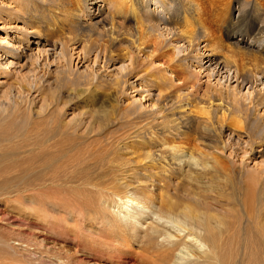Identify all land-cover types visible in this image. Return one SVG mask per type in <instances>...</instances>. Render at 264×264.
I'll list each match as a JSON object with an SVG mask.
<instances>
[{
    "label": "bare ground",
    "instance_id": "1",
    "mask_svg": "<svg viewBox=\"0 0 264 264\" xmlns=\"http://www.w3.org/2000/svg\"><path fill=\"white\" fill-rule=\"evenodd\" d=\"M13 1L12 8L0 1V19L19 11L18 20L30 27L25 28L22 42L14 34L8 37L11 44L7 35L0 36V190L18 185L2 194L30 197L32 209L23 208L32 211L39 207L37 195L49 192L54 184L56 192L73 191L76 216L92 220L100 238L94 249L84 246L74 252L81 258L67 259L71 264H82L88 253L123 264L125 260L117 258L111 246L134 241L137 234L164 264H264V184L253 175L234 172L217 157L218 152L232 150L227 140L237 144L236 149H245V154L255 150L256 141L241 138L242 119L230 106L244 89L241 96L252 99V105L258 101L257 86L264 96V0H240L235 17L225 0H163L162 10L176 24L168 30L136 19L142 0H100L108 6L104 17L84 23L74 20L73 0ZM125 23H132V28ZM71 25L94 28L100 41L90 46L84 37L70 32ZM17 26L8 29L15 33ZM31 35L52 39L51 55L66 63L51 71L53 85L48 90L79 71L73 70L70 58L78 47L85 56L95 53L93 64L101 57L103 64L126 58L129 63L124 61L118 68L122 73L129 67L140 72L133 65L141 55L147 62L135 81L149 87L144 93L153 97L156 111L140 119L127 115L128 131L120 136L89 140L93 131L89 127L109 126L120 113L115 107L117 94L127 82L121 75L113 81L114 107L93 112L83 122H61L51 108L34 110L37 97L46 99V90L38 84L39 70L49 68L44 60L49 50L37 45L45 42L36 41L33 53L28 44ZM172 45L176 54L169 52ZM193 50L196 59L206 55L204 76L213 83L201 86L203 71L202 75L184 71L183 57ZM91 75L76 92L80 98L99 92L97 74ZM40 202L52 206L56 201L45 196ZM66 218L53 224L42 216L34 227L47 235L53 229L67 235ZM19 227L31 228L28 220ZM72 240L80 241L76 236Z\"/></svg>",
    "mask_w": 264,
    "mask_h": 264
},
{
    "label": "rangeland",
    "instance_id": "2",
    "mask_svg": "<svg viewBox=\"0 0 264 264\" xmlns=\"http://www.w3.org/2000/svg\"><path fill=\"white\" fill-rule=\"evenodd\" d=\"M0 1L6 3L8 5L7 8H12L15 5L13 0ZM16 1L19 2V0ZM160 1L163 0H142L137 7L141 12L136 14V19L143 24L149 23V27H156V25H158L160 28H165L167 30L174 29L176 24L171 21L168 12L162 10ZM224 3L229 9L232 8L230 9V16L233 15L235 17L237 15L240 0H225ZM26 6L29 7L30 5L27 4ZM73 6H75L74 10L76 11L74 20L79 23L92 21L95 17L96 19L101 18L102 16L104 17L106 9L108 8L107 4L100 0H73L72 7ZM89 10L91 11V14H89ZM92 14H94V16ZM142 15H144L145 18ZM0 16L2 17L1 13ZM19 16V11H14L12 17H3L5 20L0 19V36L3 37L7 35L6 40L9 44L12 43V40L8 39V37L12 34L19 38L20 41L18 42H22L25 38L24 34L27 31L25 28L30 27V24L27 26L22 21L18 20ZM11 24L18 25L17 27H19V29L17 32L11 33L9 31L8 26ZM98 25L100 27V24ZM124 26L126 28H132V23H125ZM70 32L84 37L90 46H93L100 41L97 31L94 28L83 30L75 25H71ZM29 41L30 43L28 44L33 49V53L36 45L32 44V42L41 41L45 42V45L40 46V44H37L39 48L49 50L48 53L50 54L48 55L47 53V58H44V60L46 59L45 63L49 65V68L47 70L45 68L39 70L40 79L38 87L42 90H46L44 94L46 99L43 101L39 99L40 97H37L35 99L36 106L33 108L34 110L51 108L54 112L55 119H58L61 122L71 124L73 123V119L76 123L79 121L83 122L90 116V114H94L93 112L100 113L101 111L104 112L106 110H111L112 105L114 104L110 100V96L114 95L113 91L115 87H113V81L116 77L121 75L125 80L127 79V82L124 83L123 87L117 94L115 107L120 110V113L118 116H113L111 118L113 119V123L109 126L100 129L96 126L89 127L90 129H93L92 136H90L89 140L98 139L99 141H103L107 136H115L127 132L128 124L130 122L126 117L127 115H130L131 117L136 116V119H140L145 117V115L156 111L153 97H149L144 93V90L149 87L135 81V75L137 73L139 74L144 69L147 62L141 55H138V61L133 65L139 69L140 72H138V70L132 71L129 67L127 73H122L118 68L121 67L124 61L125 63H129L126 58H120L114 63H106V60L103 64L101 57V60H97L93 64L90 60L94 58L95 53H89L88 56H85L84 51L78 47L71 51L72 56H70V58L73 70L83 72L86 70L85 66L90 62L89 69L83 73L72 71L74 76L70 75L69 80L54 84V86L56 85L55 89L48 90L46 88L53 85V73L51 71L55 69L54 67L63 68L66 63L60 56H58L59 59H55L51 55V52H53L51 50V44L53 43L52 39L44 37L36 38L31 35ZM47 47H49V49ZM58 50L59 46L55 51ZM175 51V47L172 45L169 48V52L171 54H176ZM195 54L196 51L193 50L191 54L183 57L184 59H187V62L183 66L184 71L188 73L194 70V72L199 75H202L201 72L203 71V75L200 76L201 79L199 81L201 86H205L210 80L211 83H213L214 80L211 78L208 79L210 76H204L206 71L204 72L203 69L207 65L205 61L206 55L197 57L196 59ZM42 57L43 53L41 52L40 59H42ZM49 58L52 62L48 61ZM73 64H75V66H73ZM201 66L203 67L199 70ZM48 70L51 72L49 75L47 74ZM22 72H26V69H23ZM92 72H96L97 74L95 78L100 83L99 92H92L91 94L87 93L86 96L80 98L76 92L83 88L89 79L93 78L91 75ZM118 73L119 75H116ZM185 76H189V74H186ZM217 89L225 91L224 87H218ZM70 90H72L73 93H69ZM245 91L246 89L242 92ZM255 91L258 99L255 105H252V99L245 100V98L241 96V92L233 97V105L230 106V110L242 119V129L239 130L241 138L247 141L246 136H250L252 140L256 141L254 144V152L245 154V149H241V147L236 149L237 144H234L233 146L232 142L227 140L226 142L228 145L232 146V150L230 148V150L226 152H218L217 157L234 172H241L244 175H253L254 178L259 181L258 184H264V153L262 152L264 150V102L261 101L264 96L262 91H260V86H257ZM153 93L156 94L157 90ZM52 94L56 95L55 99H51ZM254 96L255 92L252 97L254 98ZM259 101L262 103L258 104ZM234 148L236 155H234ZM54 187L55 184L51 186L52 189L49 192L43 195H37V198L39 199L36 203L39 207H36L37 210L34 209L32 211L23 208V206H33L34 201L30 197L25 196L26 200H23L20 198L21 195L16 192L12 193L13 196L9 198L5 197V194H2L18 188L16 182L6 190H0V264H71L67 261L74 262L81 258L80 255L77 253L75 254L74 252H81V248L84 246H90L93 249L96 247L95 242L100 238V235L95 234L96 225L92 220H82L76 216L78 213H75V197H72L73 191L69 192L65 189V191L62 190L59 193L54 191ZM34 190L42 194L39 189ZM45 196L48 200L56 202L52 206L50 204L43 206L44 202L42 203L40 200L44 201ZM17 198L21 199L22 202H18ZM30 208L32 209V207ZM43 208H47L49 213H43L45 210ZM77 209L80 208L78 207ZM71 211L74 213L72 212V215H68L67 213ZM49 214H53L55 217H51ZM42 216H45V218L53 224H58V222L66 216V220L63 221L66 224L68 234H59L54 229L51 231V235H47L42 231L39 232L34 226L41 221L38 218ZM23 220H28L31 228L23 229L22 227H19ZM144 225H147V223ZM75 236L79 238V243H75L78 241L72 240ZM133 239L134 241H118V245L111 246V252L114 253L117 258L122 257V259L125 260L123 264L126 262H129L130 264H164L155 256V254L148 251V248L144 244L142 234L133 235ZM77 244L79 245L77 248L78 251L76 250ZM140 246H143L146 250H142ZM88 254V256L82 258V264H117L114 261H111L110 257L107 255L102 254L100 257H95V254L97 253ZM94 260L97 263H94Z\"/></svg>",
    "mask_w": 264,
    "mask_h": 264
}]
</instances>
